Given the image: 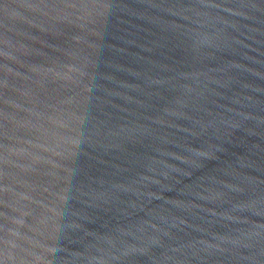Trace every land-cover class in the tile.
I'll return each instance as SVG.
<instances>
[{
	"label": "water",
	"instance_id": "1",
	"mask_svg": "<svg viewBox=\"0 0 264 264\" xmlns=\"http://www.w3.org/2000/svg\"><path fill=\"white\" fill-rule=\"evenodd\" d=\"M0 264H264V0H0Z\"/></svg>",
	"mask_w": 264,
	"mask_h": 264
}]
</instances>
